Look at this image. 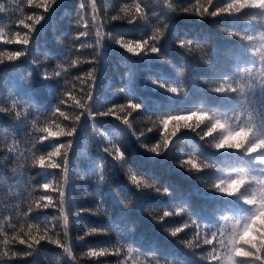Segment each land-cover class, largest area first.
<instances>
[{"label":"trees","instance_id":"obj_1","mask_svg":"<svg viewBox=\"0 0 264 264\" xmlns=\"http://www.w3.org/2000/svg\"><path fill=\"white\" fill-rule=\"evenodd\" d=\"M228 2L0 0L5 5L0 12V264H230L233 224L253 212L246 194L264 193L258 183L264 175L258 160L264 157L216 150L219 134L202 140L199 129L182 128L165 147L159 124V118L198 110L233 127L264 129V14L247 9L211 17L202 10L208 7L210 13ZM137 5L142 13L135 11ZM153 35L159 55L149 54ZM121 39L148 43L135 55L116 43ZM181 41L191 48L179 47ZM18 50L24 55L10 60L7 54ZM159 84L176 86L181 94ZM221 84L237 92H215ZM129 103L142 108L129 109ZM110 109L116 110L98 116ZM73 126L74 136L54 140L41 131ZM201 128L206 131L207 124ZM61 143L65 147L55 163L67 154V173L61 166L47 174L39 157ZM111 144L122 160L105 151ZM157 144L160 155L147 150ZM188 158L214 167H180ZM133 173L161 192L137 189L129 179ZM238 174L250 180L241 193L228 196L214 189ZM54 175L52 206L45 208L49 202L40 198L48 196L44 184ZM166 211L173 216L164 217ZM92 251L107 254L89 256Z\"/></svg>","mask_w":264,"mask_h":264},{"label":"snow or ice","instance_id":"obj_2","mask_svg":"<svg viewBox=\"0 0 264 264\" xmlns=\"http://www.w3.org/2000/svg\"><path fill=\"white\" fill-rule=\"evenodd\" d=\"M55 3L56 0H45V4L47 3ZM207 5H213V0H207ZM198 7H202L198 5ZM247 9H257L261 10V13L264 14V7L259 6H253L251 3H249L246 6L240 7L238 6V0H231V2H228L223 7H213V10L209 13L208 7H203L202 10L204 13H208L211 17H216L220 13H227L228 15H239L243 11ZM47 7H45V11H47ZM5 11V5L3 3H0V12ZM126 11V10H125ZM135 11L137 13H142L144 10L139 5L136 6ZM43 19V16L39 17L36 20V24H39L40 21ZM113 19H118V17H113ZM23 23V20L20 21ZM129 23H133L131 19H129ZM25 27H28V25H24ZM19 35V33H17ZM242 39L251 42L254 37L253 36H242ZM153 44L150 46V53L149 54H160V49L158 47L159 42L157 40V36L153 35L151 37ZM24 44L28 43L27 38H25L22 41ZM117 44H119L122 48L126 49L128 53H134L135 55H140L141 53L145 52V45L148 43L146 40H142L139 42H127L125 43L124 40H117ZM191 48V44H185V42L181 41L179 43V47L182 49L185 47ZM24 55L23 51H15L8 53L7 56L10 60L17 59L18 57ZM57 76L60 75V73H56ZM160 87H167V90L175 95H180V89L176 86H166L164 84H159ZM215 92L220 94H226V93H236L237 88L232 87L231 85L225 86L221 84L219 87H216L213 89ZM88 100H92V93H87ZM64 101L62 100L61 103ZM79 103V101H77ZM129 109H141L142 105L137 103H129L128 104ZM116 109H110L109 111H100L98 112V116L100 117H106L109 116L113 111ZM0 111H4L3 109H0ZM120 111H123V107L120 108ZM61 115H64L63 112L60 113ZM89 115H91V112H89ZM76 120H80V116L78 115L76 117ZM123 123L125 125H129L128 120H124ZM207 124V130L201 128L202 124ZM159 124L163 126L164 130V144L165 147H167L172 141L171 138L175 137L177 133L183 128V129H190L192 132H196L197 129L200 130V136L202 140H205L206 137H214L219 134V140L216 142L213 147L216 150H224V149H231V150H237V151H243L249 156H254L257 152H259V155L261 157H264V149H259L256 151H252V148L254 145L260 143L261 141H264V129H261L260 131H255L254 126H231L226 120H221L214 115H210L206 111H191L186 114L181 115H172L168 117H162L159 118ZM171 125V129L169 130V126ZM131 127V125H129ZM240 129H248L249 133L248 135L244 136L242 140L238 138V142L242 144V147L239 149L235 148H229L225 144H221L220 140L226 136L229 132L233 131H239ZM42 132H45L48 134V136L51 135H58V136H67L71 137L76 134L77 128L76 126L71 127L70 131H65L63 128H60L58 132H51L49 128H42ZM149 132L152 131L151 128L148 129ZM205 133H208L205 135ZM48 137L45 136V139ZM65 144L61 143L59 148H56L55 151L48 153L47 157L44 155H41L38 160V164L41 169L47 168L50 169H57L61 168L63 166V170L65 173H67L68 165L70 163L69 157L67 154L64 155V158L62 159L61 163H55L52 162V158L61 155L60 149L64 148ZM67 148H72V143L69 142L67 144ZM160 148V145L157 144L155 147H149L147 150L155 155H160V152L158 149ZM105 151L113 157V159L122 160L123 159V153L120 151L118 147H116L115 144H111L110 147L105 148ZM258 163L261 165H264V158H261L258 160ZM185 165H190L191 169H195L197 171H202L204 168L214 167V165L205 164L203 167H201L199 164L196 163L194 158H188L186 160H183L179 163V166L184 168ZM104 176L101 174L99 180L103 181ZM130 182L132 185L136 186L137 189L143 185V188L145 189H154L156 192L160 193L161 189L159 187H156L154 184H151L143 179V177L138 176L137 174L133 173L129 177ZM234 181H240L242 183L235 184ZM250 180L247 175L244 174H238L234 178L226 179V180H220L219 182L215 183L213 185L214 189L220 193L226 194L228 196H235L237 193H241V189L244 188L246 184H249ZM258 183L264 185V175H261L258 179ZM49 185L47 183L44 184V188H48ZM165 192L167 190H164ZM245 203L253 209L252 214L241 217L237 220H235L233 224L234 228V234L231 237V243L233 245L232 247V254L228 257L230 264H238V261L234 259V257H244V258H250L253 261L257 262V264H264V246H261L260 244V229L259 228H251L252 222L254 219H256L259 216V210H260V204L261 200L264 199V193H262L259 198H256L255 196H252L250 193L246 194ZM41 200L47 199L49 201V204L44 205L45 208L52 206L51 201L52 197H44L41 196ZM65 200V192H60V203L63 204ZM127 206V205H126ZM39 207V205H37ZM83 211V210H82ZM176 215H179V213H176ZM164 217H171L173 216V212L166 211L163 213ZM225 220L228 219L227 216L224 217ZM65 223H67V219L65 218ZM195 224L196 222L193 221ZM245 228H251V230L244 232ZM179 231V229H177ZM176 232H172V236H175ZM241 236L243 239V243H241ZM213 239L215 238V233H212ZM39 241H37L38 243ZM205 244H210L212 241L210 239H204L203 241ZM191 247V245H189ZM244 246H247V250ZM31 247V245L29 246ZM30 254V253H29ZM107 253L105 251H92L89 252V256L94 257H103ZM215 258V257H214Z\"/></svg>","mask_w":264,"mask_h":264},{"label":"clouds","instance_id":"obj_3","mask_svg":"<svg viewBox=\"0 0 264 264\" xmlns=\"http://www.w3.org/2000/svg\"><path fill=\"white\" fill-rule=\"evenodd\" d=\"M251 3L253 6L264 7V0H238V6L243 7ZM248 129H240L239 131L229 132L226 136H224L221 140V144H225L229 148L239 149L242 147V144L238 142V138L242 140V138L248 135ZM208 133H205L207 135ZM259 149H264V141L253 146L252 151H256ZM233 183L239 184L242 183L240 181H234ZM251 228H259L260 229V244L264 246V199L261 200L259 216L253 220ZM251 228H245L244 232L251 230ZM241 243H243V239L241 236Z\"/></svg>","mask_w":264,"mask_h":264},{"label":"rangeland","instance_id":"obj_4","mask_svg":"<svg viewBox=\"0 0 264 264\" xmlns=\"http://www.w3.org/2000/svg\"><path fill=\"white\" fill-rule=\"evenodd\" d=\"M108 132H112V131L109 130ZM113 135H114V133H109V137H110V136H113ZM49 138L52 139V140H54V139L56 138V135H51ZM57 157H58V156L53 157V158H52V162H56ZM44 169H45V171L47 172V174H48L49 172H51V169H50V168H47V166H46ZM55 177H56V176L54 175L53 177H50V178H49V182H48L49 187L47 188V191H49L48 196H51V194H52V192H53L52 187L54 186V183H55ZM50 190H51V191H50ZM48 196H47V197H48ZM51 197H52V196H51ZM47 202H49V201L47 200ZM51 203H52V201H51Z\"/></svg>","mask_w":264,"mask_h":264}]
</instances>
